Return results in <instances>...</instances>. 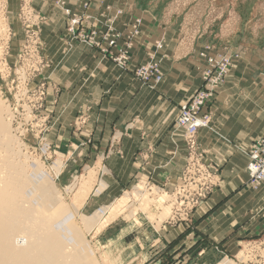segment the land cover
I'll list each match as a JSON object with an SVG mask.
<instances>
[{"label": "rangeland", "instance_id": "obj_1", "mask_svg": "<svg viewBox=\"0 0 264 264\" xmlns=\"http://www.w3.org/2000/svg\"><path fill=\"white\" fill-rule=\"evenodd\" d=\"M33 1H35V5H33ZM53 2V0L47 2L46 6L48 11H52V9L54 11L55 4ZM79 2L81 3H78V6L84 8L87 4L90 5L91 3L86 0H80ZM105 2L110 5H107L105 10L99 15H94L97 26H125V29H119L120 32L124 33L127 32V26H132L134 23L137 17L136 14L141 17L143 16V24L141 26H152L151 31L141 29V34L136 38V44L143 42L144 46H146L140 47L141 51H144L146 48L150 49V47L151 50L154 48L149 43L150 37L155 36L156 32L153 26H168L162 49H165L167 51L166 53L176 59L177 62L184 64L187 61L189 67H192L193 65L191 66L190 64L197 60V55L203 58L200 55L203 50H208L214 54L231 55L234 61L230 70L231 72L229 73L232 76H229L230 78L227 80L232 87L239 88L232 99H234V103L237 105L236 107L241 108V110L236 109L233 113L238 116L243 113H248L249 116L247 120H232L231 123L230 121L227 122L228 126H230V133L227 136L232 141L229 144L235 150H238L240 144L237 141L243 132L240 130H252V128H255L256 132H264V103L262 104L256 100L262 97V94H259L260 92L264 93V89L260 90L264 85V0H105ZM113 5L117 8L115 12L111 9ZM43 6V0H0V26H5L3 28L4 30L0 28V93L5 100L6 107L10 108L9 113L11 115L9 113L5 115H8V117L11 116L10 121H12L11 124L15 134H17L15 132L17 128L16 121H19L17 118L14 122L15 111L12 105V102H14L13 97L18 90L17 86H19L16 65H18V56L28 40V30L30 28H38L42 34V26H65L62 22L56 25L51 23V21L49 22V19L45 18L46 11L44 13L45 16L40 14L38 10ZM27 26L30 27L28 28ZM154 42L155 39L152 40L151 44ZM132 50L133 48L130 49L131 52ZM42 52L44 54L43 49ZM149 54L151 55L153 53L149 52ZM107 57L105 54L104 60L108 59ZM192 59L193 61H191ZM44 60V66L41 71L26 80L28 91L23 95L26 97L24 101L20 102V105L25 106L28 104L33 107L35 102H37L32 116L22 115V120L26 124L24 128L26 129L25 136L21 137L20 134H17V136L21 137L20 139L24 143L23 152L29 156L31 161L34 159L37 162L39 161L43 165L44 170L46 169V172L52 177L56 188L61 193L62 202L71 209L74 215L73 225L79 228L81 237L84 238L83 242L89 243L90 247L95 250V255L93 254L88 259H95L99 264H118V261L114 260V253H112L114 250H111L110 246L102 243L101 238L108 236L115 229V226L119 224L128 225L130 230L135 228L144 229L148 224L161 228L164 222L167 223L171 215L172 205L166 218L161 223H158L157 220L159 216L154 218L155 221L154 219L149 220L148 214L140 210L132 217L124 214L121 215L115 220L116 223L112 222L111 225L109 224V229L105 230L106 226L97 232L96 227H92L91 229V226L84 224L82 221L83 215H92L103 204H109L115 198L111 199L106 197L102 199L100 202L102 206L97 209L93 208L91 204L86 206L84 204L77 210L74 205V197L80 184L79 181L90 170L96 172L97 180L95 187L99 185L98 181L104 180L105 182H109L108 180L113 178L107 172V168L109 167L110 157L116 152L118 144H120L121 137L119 135L122 133L127 134L128 129L126 125L133 123L136 126L132 129V133L135 132V134L142 136L144 129H146L145 123L147 124L145 118H149V115H145L143 111H139V113L135 114L134 118L124 122L123 125L115 126L116 117L117 115L120 116L119 111L118 109L113 111V109H108V107L105 108V111L101 109V96H78V98L75 97L74 104L71 107L68 106V102L66 101L71 98L64 94L67 88L66 82L68 81L64 78V74H67V72L61 67L59 72L52 75V70L49 72L47 70L51 68V62L45 55ZM145 62L146 60L143 63ZM143 63H138L137 65ZM7 67L10 69L8 75L6 74ZM162 69L165 74L163 62ZM104 70H107V68L104 67ZM136 79L139 81V83L136 81V85H146L137 76ZM115 81V79H106V77H99L94 81L80 80L79 77H76V82L81 84V86H85L84 88L87 86L90 88L91 85L96 87V84L101 85L103 83L107 98L115 94L114 89L109 88L114 87ZM120 84V81H118V84L115 85L117 87ZM221 87L223 86L221 85ZM42 92H44V95H42L43 99L40 98ZM253 100L254 102H258L262 108L252 105ZM246 110L247 112H245ZM126 116L127 112L124 114L125 119L127 118ZM97 120L100 121L98 122ZM175 130L181 136L183 131L177 129V126L173 128V132ZM95 131L96 135H94ZM218 133L215 139L217 145H222V142L227 144V141L223 137L227 136L221 133L219 129ZM93 136H105L109 138V142L104 143V155L101 158H98V155L101 153L100 151H102V149L99 151L101 145L96 139L90 142V147H93V151L89 156L80 153L78 143L71 142L72 139L74 140L80 137L89 139ZM97 150L98 152H96ZM185 158L186 150L184 151L183 161ZM57 163L61 164L60 172H57L55 169ZM178 180L177 178L176 184H169L167 186L165 184L160 185L154 179H150L143 171H140L123 181V188L117 194V197L125 193L134 194L135 191H138L137 188H140L138 185L142 184L143 188L141 191L151 197L154 196L155 188L161 192L169 193L172 196L169 203L172 204L174 197L173 190L180 182L181 176L180 180ZM67 186L74 187L67 188ZM108 188L109 186H106L102 191ZM260 189L252 190L257 192ZM238 191H227L228 201L239 196L240 192ZM36 199L33 196V200L35 202L37 201V203L38 200L39 203L44 201V199L42 201L41 196ZM135 199L131 202L132 205L129 211L136 209L139 199L137 196H135ZM263 208L264 205H261L253 209L252 212L261 215L264 213ZM160 211L163 212V208ZM194 217L188 223L184 224L186 226L184 231L192 229L191 227L195 224ZM253 218L250 220L251 222L253 221L252 224L255 226L259 218L257 221ZM241 225L245 226L246 224ZM262 235H264V230L257 235L248 237V239L258 238ZM246 243V240H242L237 244V247L228 249L227 246V253L221 249H216L207 254L195 256L191 260L184 258L178 261L167 256L159 264H219L226 259L232 260L237 264H251L243 258V250ZM107 255L108 257H106ZM142 256L146 255L143 254ZM142 256L135 258L136 264H150L151 259H147L141 263L142 258H144Z\"/></svg>", "mask_w": 264, "mask_h": 264}, {"label": "crops", "instance_id": "obj_2", "mask_svg": "<svg viewBox=\"0 0 264 264\" xmlns=\"http://www.w3.org/2000/svg\"><path fill=\"white\" fill-rule=\"evenodd\" d=\"M48 1L43 0L44 6L41 9L38 8L39 13L45 16L46 11L47 17L45 16V18L49 19V22L51 21L55 25L62 22L65 26H42V49L46 58L51 62V68L47 69L48 72L52 70L51 73L54 75L59 72L61 67L67 72L64 74V78L68 80L64 94L71 98L66 101L68 102L67 105L71 107L75 97L78 98V96H101V109L105 111V108L108 107L113 111L116 109L119 111L120 116L117 115L115 126L123 125L124 122L134 118L139 111L149 115V118H145L147 124L145 123L146 129H144L142 136L135 134V132L132 133L135 124L128 123L126 125L128 132L119 135L121 137L120 144H118L116 152L112 154L108 163L107 172L113 177L108 180L109 182H106L109 188L99 194L93 192L89 195L85 206L91 204L93 208L97 209L102 206L100 205L102 199L106 197L116 199L117 194L123 188V181L140 171H143L150 179H154L160 185L176 184L177 178L180 180L186 165L189 150L183 132L179 136L180 134L176 133V130L173 132V128L176 127L175 121L181 104L203 86L202 72L207 66L206 60L197 55V60L190 64L193 65V69L189 67L187 61L184 64L177 62L176 59L166 53L165 49L161 50L156 46V42L161 39L165 42L168 26H153L156 32L155 36L150 37L149 43L154 48L151 50L150 47V49L146 48L141 51L140 47L146 46L143 42H139L131 52L132 58L137 64L143 63L145 60H149V52L158 51L157 57L162 58L163 62L164 78L155 87L136 85L139 81H137L132 70H122L109 57L104 60L105 53L99 47L91 46L79 38L73 37L68 31L69 16L56 4V0H53L54 11L53 9L48 11L46 6ZM86 1L91 2L87 8L79 7L78 3L81 2H71L68 6L73 10L88 12L96 16L103 12L107 5H110L105 0ZM34 2L33 5H35ZM113 7L115 12L117 8L114 5ZM136 16L140 15L136 14ZM116 27L120 30L125 29V26ZM151 29L152 26H142V30L151 31ZM153 39L155 42L151 44ZM104 67L107 70H104ZM229 76L231 77L232 74L227 75L228 78L226 77L225 83L222 84L223 87L218 91L219 95L217 94L216 100L211 106L213 119L210 128H201L198 133L199 147L206 150L209 161L219 166L220 185L194 213L195 224L191 230L184 231L186 229L184 223L170 224L164 222L161 228L148 224L144 229L135 228L132 230L124 224L115 226V229L108 236L101 238V242L114 250V256H121L122 264H136L135 257L143 254L146 256H142L144 258H142L141 263L151 259L150 264H159L167 256L181 261L184 258L191 260L195 256L207 254L216 249H221L227 253V246L228 249L237 247V244L242 240H247L248 237L257 235L264 230V213L260 215L252 212L253 209L264 205V186L261 187L262 189L259 188L260 190L257 192H254V189L249 186L248 156L246 154V150L252 142L260 136H264V132H256L255 128L240 130L243 132L237 141L240 144L238 150L229 144L232 141L228 138L230 126L227 122L247 120L249 116L248 113L239 116L233 113L236 109L241 110L240 107H236L237 105L232 99L239 88L230 85ZM76 77L87 81H94L99 77L115 79L114 87H109L114 89L115 94L107 98L103 83L101 85L96 84V87L91 85L90 88L88 86L84 88L85 86L76 82ZM118 81L121 84L116 87L115 84H118ZM263 89L264 85L260 90ZM259 94H262V97L256 100L263 104L264 93L260 92ZM252 105L262 108L254 100ZM126 112L127 118L125 119L124 114ZM218 129L221 133L228 135L227 137L223 136L227 144L222 142V145H217L215 139ZM94 135H96V131ZM93 139H96L101 145L99 151L101 149L102 151L98 155V158H101L104 155V143L109 142V138L105 136H93L89 139L80 137L72 139L71 142L78 143L80 153L89 156L93 151V147H90V142ZM185 150L186 158L183 161ZM237 190L240 192L239 196L228 201L227 191ZM251 218L256 221L259 218L255 226H253ZM244 223L245 226L241 225ZM110 225L105 230L109 229Z\"/></svg>", "mask_w": 264, "mask_h": 264}, {"label": "bare ground", "instance_id": "obj_3", "mask_svg": "<svg viewBox=\"0 0 264 264\" xmlns=\"http://www.w3.org/2000/svg\"><path fill=\"white\" fill-rule=\"evenodd\" d=\"M6 106L0 93V264H99L95 259H88L95 255V250L83 242L79 228L73 225L74 215L62 202L52 177L39 161H31L23 152L22 136H17V128L14 129L17 134L13 132L11 116L5 115L10 108ZM60 168L61 164L57 163V172ZM96 180V172L90 170L79 181L74 197L77 210L92 192L99 194L107 186L101 180L95 187ZM138 186L134 194L117 197L92 215H83L82 221L99 232L121 215L132 217L141 210L148 214L149 220L159 216L157 220L161 223L169 213L172 196L155 188L151 197L141 191L142 184ZM33 196L35 200L41 196L44 201L37 203ZM135 196L139 199L138 205L129 211ZM114 260L118 264L123 262L121 256H115ZM219 264L237 263L226 259Z\"/></svg>", "mask_w": 264, "mask_h": 264}, {"label": "built area", "instance_id": "obj_4", "mask_svg": "<svg viewBox=\"0 0 264 264\" xmlns=\"http://www.w3.org/2000/svg\"><path fill=\"white\" fill-rule=\"evenodd\" d=\"M79 1L56 0V4L69 16L68 31L73 37L79 38L91 46L99 47L119 68L132 70L144 84L155 87L162 82L164 73L162 59L157 57L158 51L151 54L149 60L140 65H137L132 58L130 49L136 46V38L141 34L142 17L137 16L132 26H127V32L124 33L120 32L116 26L102 28L103 26L96 25L92 14L73 10L68 6L71 2ZM87 7L88 4L85 8ZM25 17L27 16L25 15ZM42 45L41 31L38 28H30L28 40L18 56V65H16L19 86H17L18 90L13 97L12 105L15 111L14 122L17 118L19 120L16 121L17 132L22 137L26 133V129H24L26 124L22 120V115L32 116L37 101L33 107L28 104L20 105V102L25 100L26 96L23 95L28 91L27 78L39 73L44 66ZM163 45L164 41L161 39L156 46L158 49H162ZM200 55L207 62L202 77L203 86L181 104L176 119L177 128L184 132L183 136L189 152L181 180L173 190L171 215L167 220V223L170 224L188 223L196 210L221 182L219 166L209 161L206 150L199 147L198 133L201 128H210L211 126L213 119L211 106L231 70L234 60L229 54H214L208 50L201 51ZM9 73L10 69L7 67L6 74ZM42 95L44 92L41 93V99H43ZM246 154L248 156V184L253 189H259L264 186V136L254 140L246 150ZM246 242L243 250L246 261L251 264H264V235L247 239Z\"/></svg>", "mask_w": 264, "mask_h": 264}]
</instances>
